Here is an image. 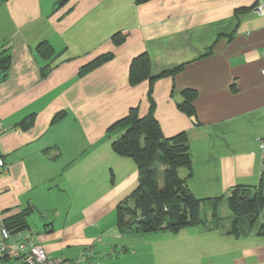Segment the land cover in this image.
<instances>
[{
  "label": "crops",
  "instance_id": "crops-1",
  "mask_svg": "<svg viewBox=\"0 0 264 264\" xmlns=\"http://www.w3.org/2000/svg\"><path fill=\"white\" fill-rule=\"evenodd\" d=\"M54 2L0 0V53L10 55L0 81V228L26 210L17 232L71 261L91 249L100 264H143L137 258L146 247L153 264L184 263V235L201 240L194 264H264V236L247 231L246 220L237 233L232 219L221 230L215 223L176 234L120 233L116 209L131 203L138 173L112 150L122 130L107 133L131 109L148 113V82L128 83L133 58L148 56L151 77L182 66L153 83L152 100L163 136L186 134L190 194L222 203L235 188L257 187L264 17L253 13L254 1L70 0L56 12ZM43 43L52 49L48 58L39 55ZM107 55L112 59L78 75ZM187 89L197 93L193 117L177 108ZM10 262L0 255V264Z\"/></svg>",
  "mask_w": 264,
  "mask_h": 264
},
{
  "label": "trees",
  "instance_id": "trees-1",
  "mask_svg": "<svg viewBox=\"0 0 264 264\" xmlns=\"http://www.w3.org/2000/svg\"><path fill=\"white\" fill-rule=\"evenodd\" d=\"M70 0H55L53 11L64 7ZM151 0H135L137 5ZM119 35L113 36V39ZM122 39L118 38L116 41ZM41 58L52 55V49L46 44L38 47ZM111 56H102L80 68L78 75L84 76L95 70L105 62L111 60ZM150 59L146 54H141L132 59L129 66L128 83L136 86L144 81L149 84L147 100L149 102L148 113L139 117L135 109H131L127 116L113 123L107 133L115 129H121L122 134L118 141L111 145L115 154L122 157H130L136 163L138 184L125 201L116 209L117 227L122 234H156L169 232L176 234L181 229L204 226L200 217V209L203 203L220 204L221 198L203 201L195 200L190 194L185 182L192 175L191 156L185 133L170 138L163 136L161 129L154 117V103L152 100V85L155 81L171 77L178 73L182 66L162 72L156 77L150 75ZM10 65V55L7 50L0 53V81L4 80ZM182 101L177 103V108L187 117L195 115L194 102L197 93L194 90H184ZM64 113L57 114L54 121L61 119ZM32 122L29 118L23 121ZM159 166L162 170L163 185L159 187ZM185 170V175H180ZM228 210L232 215L231 233H237L238 226L246 220L247 231H254L264 236V171L260 174L259 184L253 188H235L226 196ZM132 205L133 207H130ZM140 212L141 217L131 226L123 219L124 213ZM5 219L4 228L10 232H17L25 225V213ZM259 217L261 218L259 221ZM219 221V218H217ZM256 224V225H255ZM257 227V228H255Z\"/></svg>",
  "mask_w": 264,
  "mask_h": 264
},
{
  "label": "built area",
  "instance_id": "built-area-1",
  "mask_svg": "<svg viewBox=\"0 0 264 264\" xmlns=\"http://www.w3.org/2000/svg\"><path fill=\"white\" fill-rule=\"evenodd\" d=\"M253 1V13L256 16L264 17V0ZM260 74L264 80V68L261 69ZM4 131L5 128L0 124V135ZM256 141L264 159V137H258ZM4 167V163L0 159V172ZM94 254L89 249L72 261L63 257H52L34 240L25 238L18 232H10L3 227L0 228V255L18 264H100L96 262Z\"/></svg>",
  "mask_w": 264,
  "mask_h": 264
},
{
  "label": "rangeland",
  "instance_id": "rangeland-1",
  "mask_svg": "<svg viewBox=\"0 0 264 264\" xmlns=\"http://www.w3.org/2000/svg\"><path fill=\"white\" fill-rule=\"evenodd\" d=\"M130 158V157H129ZM135 166L136 163L133 160V158H130ZM106 161H110V160H106ZM111 164V161L109 162L108 165ZM137 168V166H136ZM164 166H159V172H158V184L159 187H162L163 185V179H162V170L164 169ZM185 170H182L180 175L184 176ZM130 207H133L132 205H130ZM200 217L202 219V221L204 222V226H211L215 223H219V228L221 229H225L230 223V220L232 219V215L230 213V211L228 210L227 207V203H226V199H224V201L220 204H211V203H203L201 205V209H200ZM264 214V209L262 210V213L260 215V217ZM141 214L140 212L136 211L134 212V214L132 213H124L123 219L126 221L127 226H131L134 225L138 219H140ZM259 217V221L260 218ZM217 218H219L220 220L217 221ZM256 225V224H255ZM257 228V227H255ZM193 232V230L191 231V233ZM180 241V245L184 246V248H181L182 251H185V253L182 255H185L184 257H182V261L184 260V263H179L177 262V260L175 259V262H172L171 260L174 258H170V260H168V262H161L159 260V262L157 264H194V260L196 258V256L194 255V252L196 250H200V242L201 240L198 237H194L191 236L190 238L186 239L185 236L183 235L182 237H180L179 239ZM149 249L146 247H143L141 249H139V255L137 258V261H142L143 264H153L152 263V256L149 253ZM177 251V249H176ZM12 264L16 263L15 261H11ZM10 262V263H11ZM9 264V263H7Z\"/></svg>",
  "mask_w": 264,
  "mask_h": 264
},
{
  "label": "water",
  "instance_id": "water-1",
  "mask_svg": "<svg viewBox=\"0 0 264 264\" xmlns=\"http://www.w3.org/2000/svg\"><path fill=\"white\" fill-rule=\"evenodd\" d=\"M191 120L194 122V118H191Z\"/></svg>",
  "mask_w": 264,
  "mask_h": 264
}]
</instances>
